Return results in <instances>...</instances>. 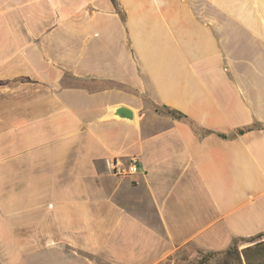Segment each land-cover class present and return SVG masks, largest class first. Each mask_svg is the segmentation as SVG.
<instances>
[{
	"label": "crops",
	"instance_id": "obj_1",
	"mask_svg": "<svg viewBox=\"0 0 264 264\" xmlns=\"http://www.w3.org/2000/svg\"><path fill=\"white\" fill-rule=\"evenodd\" d=\"M261 233L264 0H0V264H166Z\"/></svg>",
	"mask_w": 264,
	"mask_h": 264
},
{
	"label": "rangeland",
	"instance_id": "obj_2",
	"mask_svg": "<svg viewBox=\"0 0 264 264\" xmlns=\"http://www.w3.org/2000/svg\"><path fill=\"white\" fill-rule=\"evenodd\" d=\"M248 241L241 240L237 242L238 257L241 264H264V244L257 246L256 243H264V234L254 238L249 237ZM262 241V242H261ZM246 246H250V250H245ZM257 246V247H256ZM237 254H223L222 252H203L197 249H183L182 252L173 259L166 260V264H220L228 261L230 264H237Z\"/></svg>",
	"mask_w": 264,
	"mask_h": 264
},
{
	"label": "built area",
	"instance_id": "obj_3",
	"mask_svg": "<svg viewBox=\"0 0 264 264\" xmlns=\"http://www.w3.org/2000/svg\"><path fill=\"white\" fill-rule=\"evenodd\" d=\"M111 169L117 176L133 174L138 170V157L136 155L129 156L126 165H123L119 160L114 159L111 161Z\"/></svg>",
	"mask_w": 264,
	"mask_h": 264
},
{
	"label": "trees",
	"instance_id": "obj_4",
	"mask_svg": "<svg viewBox=\"0 0 264 264\" xmlns=\"http://www.w3.org/2000/svg\"><path fill=\"white\" fill-rule=\"evenodd\" d=\"M164 109H165V111H167V112H169L170 114H172V115H174L175 117H177V118H181V117H183V115L179 112V111H177V110H174V109H169V108H167V107H164ZM264 233H261V234H258V235H255V236H252L251 238H254V237H256V236H261V235H263ZM249 238V237H248ZM248 238H243L242 240H244V241H248V240H250V239H248ZM262 242V241H261ZM264 243L262 242V243H256V245L257 246H261V245H263ZM256 246V247H257ZM251 249V247L250 246H246L245 247V250H250ZM215 252H222L223 254H231L232 252H235L236 254H237V264H241V262H240V259H239V257H238V254H239V251H238V247H237V244H236V242H234V244L233 245H231L230 247H228V248H226V249H224V250H221V251H215ZM214 252V253H215ZM210 254L211 253H213V252H209ZM220 264H230L228 261H224L223 263H220ZM249 264V263H248Z\"/></svg>",
	"mask_w": 264,
	"mask_h": 264
},
{
	"label": "water",
	"instance_id": "obj_5",
	"mask_svg": "<svg viewBox=\"0 0 264 264\" xmlns=\"http://www.w3.org/2000/svg\"><path fill=\"white\" fill-rule=\"evenodd\" d=\"M116 112L120 113V114H124L127 117H131V111L128 108L124 107V106L117 107L116 108Z\"/></svg>",
	"mask_w": 264,
	"mask_h": 264
}]
</instances>
